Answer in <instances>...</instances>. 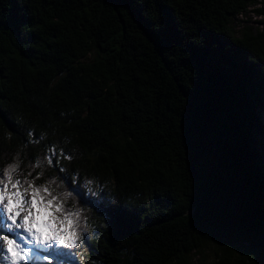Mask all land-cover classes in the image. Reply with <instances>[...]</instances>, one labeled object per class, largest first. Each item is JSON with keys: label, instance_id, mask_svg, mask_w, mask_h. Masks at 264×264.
I'll return each instance as SVG.
<instances>
[{"label": "trees", "instance_id": "1", "mask_svg": "<svg viewBox=\"0 0 264 264\" xmlns=\"http://www.w3.org/2000/svg\"><path fill=\"white\" fill-rule=\"evenodd\" d=\"M256 4L0 0V169L63 194L59 159L99 203L65 201L85 264H264V30L229 26Z\"/></svg>", "mask_w": 264, "mask_h": 264}, {"label": "snow or ice", "instance_id": "2", "mask_svg": "<svg viewBox=\"0 0 264 264\" xmlns=\"http://www.w3.org/2000/svg\"><path fill=\"white\" fill-rule=\"evenodd\" d=\"M28 135L32 136L31 130ZM49 153L45 160L51 166L56 153L54 149H49ZM60 155H64L63 149ZM55 163L64 173L61 183L66 181L72 191L57 193L52 187L57 184L56 178L37 185L35 180L43 175L42 171L32 179L14 178L20 170V163L15 158L12 164L0 169V264H53V261L55 264H76V254L69 250L79 248L86 239L84 231L88 218L82 217L83 209L66 208L65 201L77 192L86 203L97 207L99 203L85 198L79 191V184L67 175V169L60 166V160L56 159ZM32 167H42L39 158ZM86 183L91 185L92 181ZM88 192L91 194L90 188Z\"/></svg>", "mask_w": 264, "mask_h": 264}, {"label": "rangeland", "instance_id": "3", "mask_svg": "<svg viewBox=\"0 0 264 264\" xmlns=\"http://www.w3.org/2000/svg\"><path fill=\"white\" fill-rule=\"evenodd\" d=\"M258 6L253 5L249 7V11L242 13L240 15H237L235 18H233L229 24L230 30L233 36H240L242 33H250L255 34V32H260L264 30V16L258 15L254 13L253 11H250L251 8ZM91 54L86 56L84 60L91 59ZM69 251H72L76 254V264H85L84 261V253H85V243L84 241L81 243L79 248L77 249H70ZM193 256V255H192ZM190 262L192 264H212L213 263V257L211 255L210 249L206 248L198 253V255H195L191 258ZM37 264H47V262H37ZM53 264H55V261H53ZM69 264H72V262H69Z\"/></svg>", "mask_w": 264, "mask_h": 264}]
</instances>
